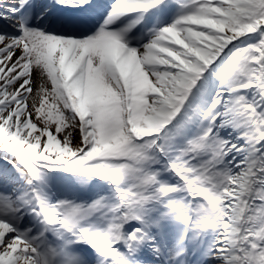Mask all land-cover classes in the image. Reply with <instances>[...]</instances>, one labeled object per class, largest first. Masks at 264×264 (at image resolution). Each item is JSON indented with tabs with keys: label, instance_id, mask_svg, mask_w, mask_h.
I'll use <instances>...</instances> for the list:
<instances>
[{
	"label": "snow or ice",
	"instance_id": "1",
	"mask_svg": "<svg viewBox=\"0 0 264 264\" xmlns=\"http://www.w3.org/2000/svg\"><path fill=\"white\" fill-rule=\"evenodd\" d=\"M0 264H264V0H0Z\"/></svg>",
	"mask_w": 264,
	"mask_h": 264
}]
</instances>
